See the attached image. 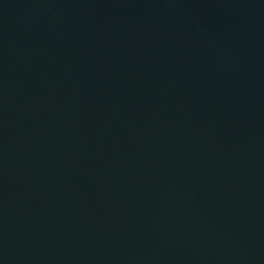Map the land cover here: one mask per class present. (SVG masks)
I'll return each mask as SVG.
<instances>
[{
	"label": "water",
	"instance_id": "1",
	"mask_svg": "<svg viewBox=\"0 0 264 264\" xmlns=\"http://www.w3.org/2000/svg\"><path fill=\"white\" fill-rule=\"evenodd\" d=\"M0 264H264V0H0Z\"/></svg>",
	"mask_w": 264,
	"mask_h": 264
}]
</instances>
